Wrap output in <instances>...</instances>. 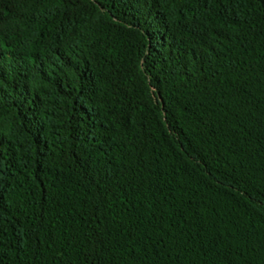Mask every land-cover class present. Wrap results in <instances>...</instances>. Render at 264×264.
I'll use <instances>...</instances> for the list:
<instances>
[{
  "label": "trees",
  "instance_id": "16d2710c",
  "mask_svg": "<svg viewBox=\"0 0 264 264\" xmlns=\"http://www.w3.org/2000/svg\"><path fill=\"white\" fill-rule=\"evenodd\" d=\"M0 264H264V0H0Z\"/></svg>",
  "mask_w": 264,
  "mask_h": 264
}]
</instances>
